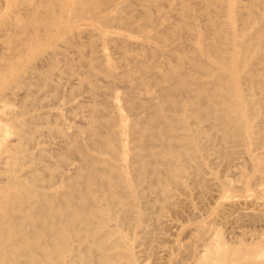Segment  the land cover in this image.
Masks as SVG:
<instances>
[{"label":"bare ground","instance_id":"obj_1","mask_svg":"<svg viewBox=\"0 0 264 264\" xmlns=\"http://www.w3.org/2000/svg\"><path fill=\"white\" fill-rule=\"evenodd\" d=\"M43 1L44 0H39V3L43 2ZM65 1L71 2L76 7V9L74 11H72V15H69L68 11H66V9L64 8V6H65L64 2ZM215 1L216 0H204L203 1L204 4H202V5L208 9L214 5ZM231 1L232 2H231V6L229 8V14L235 15L236 17L240 16L239 20H240L241 26L243 28L244 27H254L255 30H257L256 34L254 36H250V35L247 36L245 34L240 33V30L243 28L239 29L236 25V22H235V25L233 26L234 32H232V35H231L230 33H228L225 30L224 22L220 21V19L216 15L215 16L214 15H207L206 16V21H207L208 25H206V28L203 30H202V28H200L196 25H193L194 23L190 24L188 22V16L186 14H188L189 11H191V8H190V5L188 4L187 0H182V4L184 6L185 16H183L180 20H178L177 21L178 23H168V21L166 20L168 24H165L166 22L164 24L159 23V26H158V24H156L157 22L155 23V21H154L155 19H153L152 15H145L144 18H145L146 22L145 21H143V22H145L146 24L144 26L140 25V27H145V28L150 29L149 34L147 36L145 35L146 39H153L156 42L158 41V42H164V43L161 47L148 44L147 46H145V47H147L148 51L141 53L138 61L136 60L137 61L136 67L139 70H141V72H142V76L140 78L139 84L144 86V88H142V90L139 92L134 91L132 89V87H130V77H131L132 71L129 68H124L123 69L124 71H122V73H120V74L116 73L114 70L115 64L110 59V55L106 52L105 48L103 49L102 55H101L103 57V61H104L102 64H98L93 57H90L87 60V62L89 63V69L90 70L88 73H84L81 75L82 76L81 81H83L82 83H84V82L89 83L91 86L90 89L92 90V92L94 94H97V91L100 89L99 88L100 85L98 86L93 81L94 80L93 76L96 74H99V75L101 74L102 76L107 78L106 80H108L107 81L108 83L106 81L105 82H106L107 86L109 87V90L112 92L111 93L112 99L110 100V104H109L110 106H108V108L111 107L112 110L111 111L107 110V112H106L101 107L102 104L100 101L95 100L94 103H91V102H93V100H92L93 98H92V99H90L91 102H89V104L91 103L93 105L92 106H91V104L88 105V106H91V109H93L92 115L90 116L91 111H92L91 110L90 114L88 115V117L90 116L89 120H86V121H88V123L86 125H85V122L83 121V118L81 120V121H83L85 126H83V123H82L81 124L82 127L78 128L77 126H74L73 124L69 123L67 126L62 125L63 127H61L57 124H52L53 123L52 119L50 120V119L45 118V121H46V119L48 121L47 125L49 124V121L52 122L51 123L52 127L49 126L50 129L48 128L49 130H52V131H49V133L50 132L53 133V131H57V133L60 132L61 134L57 135V136L61 137L60 138L61 141H59V143L66 144L68 147V151L74 149L76 151L75 153H77L79 158H80V160H77V161H80L81 163H80V165L76 166L73 163L75 162V160L77 158L75 160H72L74 162L73 163L70 162V165L69 166L67 165V168H66V170H64V172L60 171V170H62V168L61 169L57 168V166H56L57 164L55 165L56 167L49 166V165H41L40 167L34 168V170H32L31 173H29V174H31L33 181L37 182L36 186L40 187V188L41 187L42 188L48 187V189H49V187L53 188L56 186L55 190L51 191V192H46L43 190H37L34 186L28 185V183L22 181L21 179H18L16 177H11V178L9 177L10 186L14 190L13 191H7L6 193L0 192V264H138V256H139L140 250H136V246H134L133 241L136 239L137 235H139L141 233H145V234H147L146 236H149V234H151V232H153L151 230H153L157 227L158 228L161 227V225L158 224L160 226L157 225L156 227H154L151 230H149L150 228L148 229L147 226H144L142 228L143 224H145L149 218H152L155 215V213L153 214V213H151V211H153V209H155L156 207H159V209L161 207H166V206H170V205L173 207L174 206L173 202L178 201L181 198L179 191L180 190L184 191V188L188 185V183L190 181H192V183L195 184L196 186L198 185L199 188H200V186H202V184L205 183V181L213 183V185L216 187L217 193L211 194L210 198L212 200H214V199L220 200V199H224V198L228 197L225 194H229V193L225 192V194H224V191L222 189V188H224V185L216 177H214L212 171L208 170V166L210 164H212V162H214L215 160H219L222 155L226 156L228 154V151H229L228 148L231 147L232 145L238 144L237 142L239 141V138H242L244 136H246V137L249 136V134L252 131V127L250 126V121L252 118H254L256 116L260 117V115H261V117H262V119L259 120L260 122H259L258 129H259V133H261V135L264 138V58H263L264 57V10L262 8H260L262 1L261 0H250L248 11L246 13L244 12V14L240 13L238 10V0H231ZM5 2L7 5L9 4V0L8 1L6 0ZM28 2H29V0H20V1H18V3L16 1L15 4H18L20 6V8H22V9H26V8L30 9V7H28ZM87 2H88V0H87ZM189 2L191 3V1H189ZM83 3H86V1ZM224 3H226V2H224ZM6 4H5V6H6ZM90 5H93V4L91 3ZM192 6H193V4H192ZM3 8H5V7H3ZM83 8H84V4H82V0H63L61 9L58 12L55 10L54 13H52V15H49V18H47L48 16L42 15L39 6H35V7L31 8L30 10H28L31 15H27V17H24V16L21 17L19 15H7L3 21H4V23H7V24L10 23L12 26L18 28L22 32H24L26 29L27 30L29 29L31 31V38H29L30 44H27V42L23 43V47L26 50H29V48L38 49L41 46L42 39L49 42L52 40V38L55 35L60 34L62 32L64 33L66 31L68 32L69 30H72L73 27L77 24V22H86V21L91 22L92 31L96 32V35L98 37H101V39L107 40L109 38V36L110 37L113 36L112 35L113 33L110 35V29L107 30V29L101 28L100 25L103 24L102 23L103 21H102V19L99 20L100 16H98V14L97 15L95 14L89 18L84 14L81 15V13H83V11H82ZM117 8H116V10H117ZM122 8H124V7L122 6ZM122 8L120 7V9H122ZM198 8H199V6H198ZM5 9L7 10V8H5ZM5 9H3V10H5ZM88 9H90V6ZM151 9L152 8H150V10ZM3 10H1V11L3 12ZM1 11H0V13H1ZM90 12L91 11H89V13ZM3 14H5V12ZM225 15H226V13H225ZM241 15H246V16L243 17ZM173 20H176V19H173ZM120 21H122L126 26H129V27H130V25L134 24V20H132L130 17L121 18ZM0 25H1V23H0ZM12 26H11L10 30L12 29ZM113 26H115V25H113ZM54 27H55V29H53ZM109 27H107V28H109ZM118 29H120V28H118ZM123 30H125V29H123ZM14 31H17V30H14ZM185 31L187 33H185ZM19 33H21V32L19 31ZM73 33H74V31H73ZM79 33H81V32H79ZM9 34H11V33H9ZM26 34H28V33H26ZM26 34L24 35V37H26ZM66 34H68V33H66ZM2 35H4V34H2ZM15 35H18V34H15ZM21 37H23V36H21ZM74 38H76V37H74ZM143 38H145V37H143ZM68 39H69V37H68ZM69 40H71V39H69ZM168 41L169 42L170 41L175 42L176 48H173V49H178L177 52L174 53L175 63L174 64L171 62L161 63V61L159 63V62L151 61L149 59V55H156L160 52L161 53L167 52L166 51L167 48L170 47V46H168L169 43L167 45ZM188 41H191V43H192L191 48H188V46H187ZM7 42L9 43V41H7ZM3 43H5V41L4 42L2 41V44ZM77 43H78V41H77ZM19 44H21V43H19ZM64 44L65 43L63 42V45ZM106 46H108V45H106ZM4 47L8 48L9 46H4ZM14 48L16 49V46ZM18 48H19V46H18ZM22 48H21V50H22ZM2 49H4V48H2ZM109 49H111V48H109ZM18 51H19V49H18ZM61 51L59 52V50L57 51V49H56L49 54H48V52L45 51L48 55L46 54L47 55L46 57L41 58L39 60L37 59L38 62L33 63L34 65H30L31 70H28L23 75L18 74V72H19V69L22 67V65L25 63V60L18 59L17 61L13 62V61H11V60H13L12 59L13 57L9 56V55H8V57H7V55L3 56L4 53L6 54V50L3 51L4 53L1 55L3 57H6V58H3L4 64H1V66H0V68H1L0 69V112H1V108L3 107L4 94L7 95V93L3 94L2 91H3V89H7V88L10 89L8 87L9 84H12V85L14 83L28 84L29 82L35 80L41 88H45V89L51 88L50 91L47 89L49 91V93L47 92L48 96H46V98H45V99H49L50 98L49 94H51L50 93L51 90H53V93H54V90H56L59 87V83H61V81L63 80V79L62 80H60V79L63 77H60L61 75L56 76L58 79L60 78L59 79L60 82H59V80H56L57 78L54 79V76L52 74H48V72H46V71H53V70L58 71V69H60V55H62L64 52L63 51L61 53ZM111 51H112V49H111ZM111 51H110V53H111ZM14 52H16V51L14 50ZM29 52H30V50H29ZM239 52L244 53L245 59L243 60L242 63L235 64L233 62V58L235 57L236 53H239ZM253 52L254 53L256 52V54H258V61L256 63L261 65V67H259V68L254 67L253 64L249 60L247 61V58H246L247 55H249L250 53H253ZM10 55H12V52ZM14 55H16V54H14ZM65 55H67V54H65ZM163 55H164V53H163ZM112 56H113V54H112ZM67 57L65 56L64 59L66 60V64H69V62H70L69 60L71 58L68 59ZM117 57H118V53H117ZM169 57H171V55ZM0 58H1V56H0ZM14 59H16V58L14 57ZM80 60H82V59H80ZM75 61H76V59H75ZM82 64H84V63H82ZM70 67L73 70L74 67L72 68L71 65H70ZM59 74H62V76H63V73L59 72ZM66 74H69V73H66ZM67 78H69V77H67ZM67 78H66V80H67ZM149 78H150V80L152 79L154 81V83H153V81L148 80ZM71 79H73V78H71ZM99 79L101 80V78H98V80ZM133 79H135V78L133 77ZM66 80H64V81L66 82ZM79 80L76 79V81H79ZM96 80H97V78H96ZM116 80H121V81L125 82L124 88H123V86H120L121 84L119 85V87L123 88V89H121L122 92H118L116 89H114V85L116 83ZM131 80H132V78H131ZM81 81L76 82V83H78V85L80 86V85H82ZM149 81H150V83L151 82L153 83L152 87L146 86V83L147 82L149 83ZM136 82H138V81H136ZM76 83H74V84H76ZM64 84H66V83H64ZM68 84H73V83L69 82ZM74 84H73V86H74ZM135 85H136V83H135ZM29 86H30V84H29ZM29 86H28V88H29ZM107 86H104V87H107ZM24 87H26V86H24ZM36 87L38 88V85ZM60 87H61V85H60ZM62 87H61V89H63ZM65 87L67 88L66 85H65ZM81 87H83V85ZM119 87H117V88H119ZM17 88H18V86L15 87V85H14V89L17 90ZM66 88H64V91H66L65 90ZM22 89H23V87H22ZM67 89H69V88H67ZM83 89H85V88L83 87ZM102 89H103V87H102ZM72 90H74V88H72ZM109 90H108V92H109ZM12 91H13V89H12ZM40 91L36 90V92H38V93ZM67 91L70 93V89ZM79 91L80 90H78V93H80ZM82 91H83L82 93H84V90H82ZM106 91H107V89H106ZM30 92H32V91H30ZM18 93L19 92H16V94H18ZM28 93H29V91H28ZM28 93H26V96H25L26 98H28V96H27ZM34 93H35V91L33 92V97H36V95L37 96L39 95L37 93L36 94H34ZM65 93H67V92H65ZM23 94L24 93H22V95ZM30 94L31 93H29V96H30ZM40 94H43V93H40ZM58 94H60V93H58ZM75 94H77V93H75ZM11 95H12V93H11ZM19 95H21V94L19 93ZM53 95H52V98L53 97L58 98V96H53ZM67 95H64V96L68 98V96L71 94H69L68 96ZM98 95H96V96H98ZM43 96H41V99L43 98ZM62 96L63 95H61L60 97L62 98ZM92 96H94V95H92ZM106 96H108V94H106ZM75 97H73V98H75ZM84 97H88V96H84ZM84 97L82 99H84ZM98 97H100V96H98ZM7 98H9V97H7ZM26 98H24V99L26 100ZM102 98H103V96H102ZM104 98L102 100L100 97V99L105 102ZM24 99H21V101ZM12 100H13V98H12ZM12 100H11V102H12ZM18 100H20V99H17V101ZM31 100H29V101H31ZM33 100H32V102H33ZM35 100H37V99H35ZM53 100H52V102H53ZM64 102H66V100H64ZM79 102H81V99ZM82 102L85 103V101H83V100H82ZM98 102L101 105L98 104ZM29 103H31V102H29ZM44 103L46 104V102H44ZM77 103H78V101H77ZM21 104H22V102H21ZM67 104H68V102H67ZM6 105H7V103L5 104V106ZM27 105H26V108L24 107L25 110H27ZM52 105H50V106H52ZM54 105L56 107L55 102H54ZM80 105H81L82 109L85 111L86 107L84 106L85 108H83V105L81 103H80ZM11 106H9V107L11 108ZM64 106H67V105L65 104ZM103 106H104V104H103ZM21 107H23V105ZM31 107H32V105H31ZM41 107H44V104H43V106L41 105ZM47 107H48V105H47ZM29 108H30V106H29ZM65 108L69 109L68 112L70 114H71V111L74 109L73 108L71 110L70 107L69 108L65 107ZM104 108H106V107H104ZM6 109H7V107H6ZM66 109H64V112ZM75 109H77V108H75ZM3 110H5V109H3ZM8 110H6V111L8 112ZM22 110H23V108H22ZM78 110L79 109H77V111ZM42 111L43 110L41 109V112ZM77 111L75 113H77ZM34 112H32V113H34ZM45 112H43V113H45ZM73 112L74 111H72V113ZM3 113H4V111H3ZM48 113L50 114V110ZM48 113H46V116L49 115ZM54 113L56 114V116H59L58 117L59 119H60V115L61 116L64 115V113H62V112L61 113L63 115L60 114L59 112H56V111ZM54 113L52 115H54ZM65 113H66L65 115H67V111ZM82 113L84 114V112H82ZM4 114H6V113H4ZM78 114H79V112L76 115L73 114L75 116L73 118L76 119L78 117L77 116ZM37 115H38V113H37ZM41 115H43V114H41ZM43 116L45 117V115H43ZM64 116H63V118H64ZM33 117L34 116H32V118H30V120L26 119L27 120V121L25 120L26 124L27 123H33L35 126L36 124L33 122V120L36 117H34V119H33ZM79 117H80V114H79ZM83 117H87V113H86V116H83ZM41 118L44 119L43 117H41ZM24 119H25V117H24ZM62 119H61V121H62ZM80 119L81 118L78 119L79 122H80ZM71 120H72V118H71ZM22 121L24 122V120H22ZM54 121H58V120L55 119ZM65 121H63V122H65ZM8 122H9V120H8ZM38 122H40V121H37L36 123H38ZM41 122H42V120H41ZM2 123L3 122L0 121V148H2V146L4 144L3 140L8 139L7 137L4 139V136H8L7 133H9L10 128H12V127H10L8 130L4 126L5 123H4V125H2ZM54 123H56V122H54ZM41 125H40V127H41ZM15 126H17V125L15 124ZM31 126H32V124H31ZM28 127L30 128V126H28ZM29 128L18 127L17 128L19 131L18 136H20L21 139H27L30 142V140L33 141L34 139L39 138V137L35 138V136H36L35 134H37L36 133L37 131L43 132V129L41 130L38 125L35 126L34 129L31 127L32 130ZM46 128H47V126H46ZM7 130H8V132H7ZM84 130H86V132L88 134V135L86 134L87 137H85L86 139L84 138L85 140L82 139V134H83ZM40 134L41 133H39V135ZM52 136H53V134H52ZM52 136L51 137L49 136V137L52 138ZM11 137H12V134H11ZM56 138H58V137H56ZM17 139H18V137H17ZM27 140H26V143H28ZM36 141L38 142V139ZM12 142L13 143H11L10 145H5L6 155H5V158H3V160L10 161L11 167L19 168L18 166L20 164H22V161L24 159L29 160V159H32V157H30V154L28 153L30 150L27 151L26 148L19 146V144L17 143L16 140H13ZM54 142H55V140H54ZM242 142H244V139ZM24 143L22 145H24ZM239 144H241V143H239ZM37 145H38V143H37ZM55 145L56 144H54V146ZM60 145H59V147H60ZM242 145H246V144H242ZM258 145H260V144H258ZM35 146H36V143H35ZM28 147H29V144H28ZM61 147L63 148L62 145H61ZM231 148H233V147H231ZM2 149H1V151H2ZM28 149H30V148H28ZM44 149H42V150H44ZM216 149L221 150L222 152H220V153L221 154L223 153V154L220 156V158L218 156V159L217 158L211 159L210 155L215 154V152L217 151ZM32 150H33V148H32ZM57 150H58V148H57ZM63 150H64V153L62 152L63 154L61 156H59L60 157L59 160H61L64 164H66L69 161V159H72L73 157H70V155L68 153H66L67 151L65 152V149H63ZM44 152L41 151L40 153L42 155L44 154L43 156H45ZM58 152L60 153V150H58ZM237 152H238V150H237ZM33 153L36 154V152H33ZM48 154H50L49 151L47 152V155ZM78 156H76V157H78ZM216 156H217V154H216ZM225 156H224V158H225ZM228 156H230V155L228 154ZM37 157H38V155H37ZM214 157H215V155H214ZM38 158H40V157H38ZM53 158H56L54 154H53ZM74 158H75V156H74ZM226 158H228V157H226ZM232 158H234V157H231V159ZM44 159H42V160H44ZM228 159H227V161H228ZM59 160L56 159L55 161L58 162ZM47 161H49V160H47ZM50 163H52V162H50ZM58 163H60V162H58ZM4 164L6 165V163H4ZM47 164H48V162H47ZM6 166H8V164ZM3 167H4V165H3ZM237 167H238V165H237ZM4 168L6 169V167H4ZM63 168L65 169V167H63ZM31 169H33V168H31ZM15 170H17V169L15 168ZM48 170L51 171L50 175H48L49 173L44 174V172L48 171ZM56 171L61 172V176H60L59 180H56V176H57ZM222 172H224V171H222ZM5 173H7V172H5ZM238 173H239V169H238ZM234 174H236V172ZM205 175H208V177L206 178ZM225 175H227V174H225ZM231 176H232V174H231ZM2 178H4V177H2ZM27 178H29V177H27ZM229 178H231V177H228V179ZM4 180L5 179H3L1 181H4ZM29 180H32V179L29 178ZM233 181H234V178H233ZM208 182H207V184H208ZM239 183H242V182H237V184H239ZM227 185H229V183ZM254 185H255V183H254ZM235 186H237V185L235 184ZM239 186H240V184H239ZM241 186H242V184H241ZM193 188L195 189V187H193ZM199 191H201V190H199ZM196 193H197V191H196ZM200 195L201 194H199V196ZM247 195H249V194H247ZM207 196L209 197V194ZM234 196H236V195H234ZM203 197H204V194H203ZM201 198H202V196H201ZM239 198L241 199V197H239ZM197 199H198V197H197ZM205 199L203 200V198H202V201L204 202ZM191 201H189V202H191ZM185 202H186V200H185ZM206 204H207V201H206ZM206 204L203 203L202 209L205 210ZM235 205H236L235 201H233L232 203L222 202V203H220V205H219V201H218V208L219 209L217 211V216L212 220V223L217 226V222H221V221H223V219L225 220L226 215L227 216L229 215V214H226L228 207H232ZM247 205H248V203H247ZM263 206H264V204H263ZM249 207H251V206H249ZM252 207L250 208V210L252 209ZM169 208L167 209V211L169 210ZM208 208L209 207H207V209ZM185 209H187V208H185ZM185 209H184V211H185ZM188 209H191V208H188ZM160 210H162V209H160ZM237 210H239V207ZM148 211H150V212H148ZM155 211L157 212V210H155ZM188 211H190V210H188ZM191 211H192V209H191ZM247 211L248 210H246V212ZM170 212H171V210H170ZM202 212H204V211H202ZM236 212L237 211L235 210L234 213L238 214V212L237 213ZM158 213H160L159 210H158ZM158 213H156V214H158ZM242 213H240V214H242ZM173 214H174V212H173ZM175 214H177V212ZM165 215H167V214H165ZM182 215H184V214L181 213V216ZM196 215L197 214H195V216ZM230 215H231V213H230ZM243 215L246 216V213ZM163 217H165V216H163ZM182 217H184V216H182ZM198 217H200L199 213H198ZM231 217H232V215H231ZM236 217H234V218L236 219ZM251 217L252 216H250V218ZM257 217L258 216H256V218H252V219H257ZM192 218H193V216H192ZM175 219H176V217L174 218V220ZM182 219H184V218H182ZM196 219L198 221V218H196ZM203 219L204 218H202V220ZM157 220L159 221V218L156 219V222L159 223ZM167 220L169 221V219H167ZM237 220H239V218ZM244 221H245V219H244ZM235 222H233V223H235ZM221 223L223 224V222H221ZM148 224H149V222H148ZM163 224H164V222H163ZM172 224L177 229L181 227L177 223H172ZM172 224H170V225H172ZM226 224H228V223H226ZM226 224L224 223L225 226H226ZM231 224H232V222H231ZM219 225H221V224H219ZM237 225L240 226L239 224H237ZM238 226H236L237 229H238ZM165 227H166V225H165ZM222 227H224V226H222ZM139 228H142V229H139ZM193 229H192V231H190L191 233L194 231L200 232L199 229H194V230ZM219 229H221L220 226H219ZM215 231H218V229H216ZM187 232H186V234L189 233V232L188 233ZM204 232H208V230L205 229ZM210 232H212L211 229H210ZM201 233H203V232H201ZM221 233H224V232L222 231ZM153 234H154V237H153ZM153 234H151V235L154 239L156 232ZM195 234L198 235V232ZM209 234L210 233L208 232V235ZM174 235H175V233H174ZM192 235H194V234H191L190 238H193ZM200 235H202V234H200ZM213 235H212L213 237L210 239L209 243L206 246L204 245L205 247L203 249H201L202 247L199 248V249H201V251L199 250L200 251L199 254L197 252H195L199 255V259L193 263H195V264H242L239 261L240 259L239 260L234 259V260L227 261V259L224 258V255H226L228 253V250H227L228 247L225 248L226 245L223 244V242L221 241V235H219L217 232H215V234H213ZM186 237H187V235H186ZM144 238H145V235H144ZM148 239L150 240L149 237H148ZM166 239H167V237H166ZM205 239H206V236H205ZM158 240H157V242H158ZM204 240H203V242H204ZM222 240H223V238H222ZM163 241H164V239H163ZM203 242L201 243V245L203 244ZM239 242H241V241H239ZM137 243H138V241H137ZM159 243H162V242L160 241ZM192 243H194V242L192 241ZM187 245H189V244H187ZM201 245H199V246H201ZM238 245H240V244H238ZM196 246H197V244H196ZM227 246H229V245H227ZM244 246H247V245H244ZM258 247L259 246H257V248ZM194 248H196V247H194ZM234 248L232 246L233 250H234ZM259 248H261V247H259ZM193 249H192V251H193ZM232 249H231V252L229 251V253L233 252ZM244 249H246V248H244ZM254 249H256V248L254 247L252 250H254ZM174 250H175V248H174ZM252 250H250V252ZM185 251L187 252V250H185ZM192 251H191V253H192ZM194 251H195V249H194ZM194 251H193V253H194ZM196 251H197V249H196ZM145 252H147V250ZM164 252H162V253H164ZM238 252H240V251H238ZM263 252H264V249H263V251H260L258 253H263ZM234 253H235V251H234ZM182 254H184V253L181 252V256H183ZM246 254H247V252L244 255H246ZM184 256H186V255H184ZM184 256L181 259H183V258L185 259ZM253 256L255 257L257 255H253ZM261 256L259 255L260 258H262ZM246 257L248 258V255H246ZM249 257H250V255H249ZM214 258H218V259H215L216 260L215 261ZM220 258H221V260H220ZM251 258H252V256H251ZM260 258L259 259L255 258V259L260 260ZM184 259H183V261H184ZM217 260H219V261H217ZM175 261L180 262V259L178 261V258H177V260H175ZM185 261H188V259ZM192 261H195V260H192ZM255 261H257V260H255ZM157 262L159 263L161 261H157ZM260 262L261 261H258V263H260ZM262 262H264V261H262ZM158 263H156V264H158ZM187 263H189V262H187ZM247 263H249V262H247ZM160 264H162V263H160ZM166 264H167V262H166ZM243 264H244V262H243Z\"/></svg>","mask_w":264,"mask_h":264},{"label":"rangeland","instance_id":"obj_2","mask_svg":"<svg viewBox=\"0 0 264 264\" xmlns=\"http://www.w3.org/2000/svg\"><path fill=\"white\" fill-rule=\"evenodd\" d=\"M4 1V2H3ZM6 0H0V11L1 10H3V9H5V8H7V10L5 9V10H3V12L1 11V13H0V16L2 17H0L1 19H0V23H1V25H0V51L2 52H0V56H1V58H0V66H1V64H4L3 62V58H6V57H3L4 55L6 56L7 55V57H8V55L9 56H12L13 58V60H11V61H17L18 59H22V60H25V63L22 65V67L19 69V72H18V74H20V75H23L25 72H27L28 70H31V66L30 65H34L33 63H36V62H38V60L39 59H41V58H44V57H46L49 53H51V52H53L54 50H56L57 49V51L59 50V52L61 51V53L63 52V54L62 55H60V69H58V71L57 70H53V71H46V72H48V74H52L53 76H54V79H56L57 77L56 76H59V75H61L60 77H63V78H59L60 80H62L61 81V83H59V87H60V85H61V87L63 88V89H61V87L59 88H57L56 90H54V93H53V90H51V94H49L50 95V98L49 99H45L46 98V96H48V93H49V91H50V89L51 88H41L40 86H39V84L35 81V80H33V81H31V82H29L28 84H22V83H14L13 85L12 84H9V88L10 89H3V91H2V93L4 94V93H7V95L6 94H4V99H3V107L1 108V112H0V121L1 122H3L2 123V125H4V123H5V127H6V129H8L9 130V128L10 127H12V128H10V130H9V133H7L8 134V136H4V139L7 137L8 139H5V140H3L4 141V144H3V146H2V148L4 149H2V148H0V192H7V191H13L14 189L10 186V181H9V177L11 178V177H16V178H18V179H21L22 181H24V182H26V183H28V185H30V186H34L37 190H43V191H46V192H51V191H54L55 190V188H56V186L55 187H49V189H48V187L47 188H40V187H37L36 186V183L37 182H35V181H33V178H32V176H31V174H29V173H31V171L32 170H34V168H36V167H40L41 165H49V166H53V167H56L57 166V168H62V170H60L61 172H64V170H66V168H67V165L69 166L70 165V162H74V161H72V160H75L76 158V160H75V162L73 163L74 165H80V161H77V160H80V158H79V156H78V154L77 153H75L76 151L73 149V150H69L68 151V147H67V145L66 144H63V143H59V141H61L60 140V138L61 137H59V136H57V135H60L61 133L60 132H58L57 133V131H53V133L52 132H50L49 133V131H52V130H49L50 129V127H52L51 126V123L52 124H57V125H59V126H61V127H63L64 125L65 126H67L69 123L70 124H73L74 126H77L78 128H80V127H82V123H83V121L85 122V125L88 123V121H86V120H89V117L92 115V112H93V109H91V106L93 105V104H91V103H94V101L96 100V101H100L101 102V104L98 102V104H100L101 105V107L107 112V110L109 111H111L112 109H111V107H109L108 108V106H110L109 104H110V100L112 99V96H111V91L109 90V87L107 86V84H106V82L108 81V80H106L107 78H105L104 76H102L101 74L99 75V74H96V75H94L93 76V81L99 86L100 85V89L97 91V94H94L93 92H92V90L90 89L91 88V86H90V84L89 83H87V82H84V83H82L83 81H81V78H82V74H84V73H88L89 72V63L87 62V60L90 58V57H93L95 60H96V62L98 63V64H102L104 61H103V57L101 56L102 55V51H103V49L105 48L106 49V52L110 55V59L114 62V70H115V72L116 73H118V74H120V73H122V71H124L123 69L124 68H129L131 71H132V74H131V77H130V87H132V89L134 90V91H136V92H139V91H141L142 90V88H144V86L143 85H141V84H139V81H140V78H141V76H142V72H141V70H139L137 67H136V64H137V61H138V59L140 58V55H141V53H143V52H146V51H148V49H147V47H145V46H147L148 44H150V45H155V46H159V47H161L162 45H163V43L164 42H156L155 40H153V39H146V36L149 34V28H145V27H140V25H145L146 23V21H145V15H152V17H153V19H155L154 21H155V23L156 24H158V26H159V23L160 24H164L165 22V24H168V23H178L177 21L178 20H180L183 16H185V12H184V6H183V4H182V0H88V2H87V0H82V4H84V8L82 9V11H83V13H81V15H86L88 18L89 17H92L93 15H97L98 14V16H100V18H99V20L100 19H102V25H100L101 26V28L102 29H107V30H109L110 29V35L112 34L113 36H109V38L107 39V40H104V39H101V37H98L97 35H96V32H93L92 31V25H91V22H89V21H86V22H77V24L73 27V29L72 30H69L68 32L66 31V32H62V33H60V34H57V35H55L53 38H52V40L51 41H49V42H47V41H45L44 39H42V43H41V46L38 48V49H33V48H29V50H30V52H29V50H26L24 47H23V43L24 42H27V44H30L29 42V38H31V31L29 30H25L24 32H22L21 30H19L18 28H16V27H14V26H12L10 23H4V19H5V17L7 16V15H19V16H21V17H27V15H31L30 13H29V11L28 10H30L31 8H33V7H35V6H39V8H40V11H41V13H42V15H45V16H48L47 18H49V15H52V13H54V11L56 10L57 12L61 9V7H62V3H63V0H44L43 2H41V3H39V0H29V2H28V7H30V9L29 8H26V9H22V8H20V6L18 5V4H15L16 3V1H17V3H18V1H20V0H9V4L7 5L6 4V2H5ZM8 1V0H7ZM14 1V2H13ZM52 1V2H51ZM54 1V2H53ZM56 1V2H55ZM86 1V3H83V2H85ZM90 1V2H89ZM92 1V2H91ZM176 1V2H175ZM189 1H191V3L189 2ZM203 1L204 0H187V2H188V4L190 5V8H191V11H189V13L188 14H186L187 16H188V22L190 23V24H193V25H196V26H198V27H200V28H202V30L203 29H205L206 28V25H208L207 24V21H206V16L207 15H216L219 19H220V21H223L224 22V28H225V30L228 32V33H230L231 35H232V32H234L233 30V26L235 25V22H236V25H237V27L239 28V29H241V28H243L242 26H241V23H240V20H239V17H236L235 15H231V14H229V8H230V6H231V0H216L215 1V3H214V5L212 6V7H210V8H206V7H204L202 4H204L203 3ZM262 1V4H261V7L260 8H262L263 10H264V0H261ZM37 2V3H36ZM129 2V3H128ZM224 2H226V3H224ZM248 2V3H247ZM249 2H250V0H238V10H239V12L240 13H242V14H244V12L246 13L247 11H248V7H249ZM92 3L93 5H90V4ZM198 3V4H197ZM5 4H6V6H5ZM123 4V5H122ZM126 4V5H125ZM192 4H193V6H192ZM64 8L66 9V11H68V13H69V15H72V11H74L75 9H76V7L71 3V2H67V1H65L64 2ZM121 5V6H120ZM150 7H149V6ZM174 5V6H173ZM227 5V6H226ZM8 6V7H7ZM60 8H59V7ZM89 6H90V9H88L89 8ZM122 6L124 7V8H122ZM126 6V7H125ZM171 6V7H170ZM198 6H199V8H198ZM3 7H5V8H3ZM95 9H94V8ZM118 7V8H117ZM120 7L122 8V9H120ZM3 8V9H2ZM9 8V9H8ZM116 8H117V10H116ZM150 8H152L151 10H150ZM169 8V9H168ZM193 8V9H192ZM93 11H92V10ZM261 9V10H262ZM86 10V11H85ZM106 10V11H105ZM223 10V11H222ZM8 11V12H7ZM88 11V12H87ZM89 11H91L90 13H89ZM103 11V12H102ZM5 12V14H3ZM10 12V13H9ZM95 12V13H94ZM100 12V13H99ZM167 12V13H166ZM222 12V13H221ZM7 13V14H6ZM45 13V14H44ZM56 13V12H55ZM225 13H226V15H225ZM195 14V15H194ZM223 14V15H222ZM4 15V16H3ZM113 15V16H112ZM166 15V16H165ZM190 15V16H189ZM109 16V17H108ZM138 16V17H137ZM241 16H246V15H241ZM107 17V18H106ZM126 17H130L132 20H134V24H132V25H130V27L129 26H126L122 21H120V19L121 18H126ZM170 17V18H169ZM173 17V18H172ZM176 17V18H175ZM191 17V18H190ZM168 18V19H167ZM190 18V19H189ZM173 19H176V20H173ZM168 21V23H167V21ZM143 21H145V22H143ZM160 21V22H159ZM164 21V22H163ZM144 23V24H143ZM7 24V25H6ZM239 24V25H238ZM10 27H9V26ZM104 25V26H103ZM113 25H115V26H113ZM11 26H12V29L10 30V28H11ZM110 26V27H109ZM107 27H109V28H107ZM116 27V28H115ZM5 28V29H4ZM118 28H120V29H118ZM122 28V29H121ZM53 29H55V27L53 28ZM88 29V30H87ZM123 29H125V30H123ZM14 30H17V31H14ZM90 30V31H89ZM129 30V31H128ZM5 31V32H4ZM19 31L21 32V33H19ZM73 31H74V33H73ZM78 31V32H77ZM256 31L257 30H255V28L254 27H244L243 29H241L240 30V33H242V34H245V35H250V36H254L255 34H256ZM2 32V33H1ZM7 32V33H6ZM30 32V33H29ZM79 32H81V33H79ZM116 32V33H115ZM124 32V33H123ZM132 32V33H131ZM140 32V33H139ZM9 33H11V34H9ZM24 33V34H23ZM26 33H28V34H26ZM66 33H68V34H66ZM185 33H187L186 31H185ZM184 33V34H185ZM2 34H4V35H2ZM15 34H18V35H15ZM26 34V37H24V35ZM30 34V35H29ZM11 35V36H10ZM14 35V36H13ZM68 35V36H67ZM93 35V36H92ZM146 35V36H145ZM9 36V37H8ZM18 36V37H17ZM21 36H23V37H21ZM30 36V37H29ZM71 36V37H70ZM68 37H69V39H71V40H69L68 39ZM74 37H76V38H74ZM121 37V38H120ZM123 37V38H122ZM143 37H145V38H143ZM3 38V39H2ZM65 38V39H64ZM73 38V39H72ZM93 38V39H92ZM126 38V39H125ZM5 39V40H4ZM9 39V40H8ZM17 39V40H16ZM64 39V40H63ZM16 40V41H15ZM130 40V41H129ZM140 40V41H139ZM2 41L4 42L5 41V43H3L2 44ZM7 41H9V43L7 42ZM69 41V42H68ZM77 41H78V43H77ZM63 42L65 43L64 45H63ZM80 42V43H79ZM96 42V43H95ZM138 42V43H137ZM13 43V44H12ZM19 43H21V44H19ZM75 43V44H74ZM94 43V44H93ZM168 43H169V45H168ZM58 44V45H57ZM12 45V46H11ZM97 45V46H96ZM100 45V46H99ZM106 45H108V46H106ZM167 45L168 46H170V47H168L167 48V52H163L164 53V55H163V53H158V54H156V55H149V59L151 60V61H153V62H159L160 63V61H161V63H165V62H171V63H175V55H174V53L175 52H177V50L178 49H173V48H176L175 46H176V43L175 42H172V41H168L167 42ZM4 46H9L8 48H6V47H4ZM11 46V47H10ZM16 46V49L18 48V46H19V51H18V49L16 50L14 47ZM23 48H22V47ZM187 46H188V48H191L192 47V43H191V41H188L187 42ZM65 47V48H64ZM2 48H4V49H2ZM6 48V49H5ZM10 48V49H9ZM21 48H22V50H21ZM86 48V49H85ZM89 48V49H88ZM100 48V49H99ZM109 48H111L112 49V51H111V49H109ZM69 49V50H68ZM6 50V54L3 52V51H5ZM14 50L16 51V52H14ZM50 50V51H49ZM87 50V51H86ZM128 50V51H127ZM8 51V52H7ZM21 51V52H20ZM23 51V52H22ZM48 52V54L46 53V52ZM70 51V52H69ZM110 51H111V53L113 54V56H112V54L110 53ZM11 52H12V55H10L11 54ZM86 52V53H85ZM4 53V54H3ZM22 53V54H21ZM117 53H118V57H117ZM1 54H3V56L1 55ZM14 54H16V55H14ZM18 54V55H17ZM38 54V55H37ZM47 54V55H46ZM65 54H67V55H65ZM160 54V55H159ZM171 55V57H169ZM41 56V57H40ZM67 57L68 59H70L69 61V64H66V60L64 59V57ZM14 57L16 58V59H14ZM73 57V58H72ZM76 57V58H75ZM81 57V58H80ZM168 57V58H167ZM116 58V59H115ZM171 58V59H170ZM247 61L249 60L252 64H253V66L254 67H256V68H259V67H261V65H259L258 63H256L257 61H258V54H256V52L254 53H250L249 55H247ZM255 58V59H254ZM264 58V57H263ZM34 59V60H33ZM38 59V60H37ZM75 59H76V61H75ZM80 59H82V60H80ZM245 59V56H244V53L243 52H239V53H236V55H235V57L233 58V62L235 63V64H239V63H242L243 62V60ZM257 59V60H256ZM137 60V61H136ZM174 60V61H173ZM121 61V62H120ZM72 62V63H71ZM101 62V63H100ZM132 62V63H131ZM77 63V64H76ZM82 63H84V64H82ZM75 64V65H74ZM82 64V65H81ZM117 64V65H116ZM121 64V65H120ZM135 64V65H134ZM70 65L72 66V68H73V70L71 69V67H70ZM258 65V66H257ZM63 68V69H62ZM66 68V69H65ZM1 69V68H0ZM122 69V70H121ZM71 70V71H70ZM83 71V72H82ZM118 71V72H117ZM120 71V72H119ZM135 71V72H134ZM59 72L60 73H63V76H62V74H59ZM80 72V73H79ZM66 73H69V74H66ZM78 73V74H77ZM74 76L75 74V76L73 77L72 75ZM135 74V75H134ZM66 75V76H65ZM70 75V76H69ZM100 76V77H99ZM139 76V77H138ZM67 77H69V78H67V80L70 82V83H76V82H79V81H81V83H82V85H83V87L85 88V89H83V87H81L82 85H78V83H76V84H74V86H73V84H68L69 82L66 80V78ZM133 77L135 78V79H133ZM71 78H73V79H71ZM96 78H97V80H96ZM98 78H101V80L99 79L98 80ZM131 78H132V80H131ZM58 78L56 79V80H59ZM76 79H80L79 81H76ZM60 80H59V82H60ZM64 80H66V82L64 81ZM72 80V81H71ZM148 80H150V78L148 79ZM106 81V82H105ZM136 83V85H135V83ZM136 81H138V82H136ZM150 81H153L152 79L150 80ZM150 81H149V83L147 82L146 83V86H149V87H152L153 86V83H154V81H153V83L151 82L150 83ZM66 83V84H64V83ZM99 82V83H98ZM121 82V83H120ZM123 81H121V80H116V83H115V85H114V89H116L118 92H122L121 91V89H123L124 87H125V82H123ZM86 83V84H85ZM105 83V84H104ZM108 83V82H107ZM134 83V84H133ZM21 84V85H20ZM29 84H30V86L32 87H30L29 86ZM104 86H107V87H104ZM121 84V85H120ZM132 84V85H131ZM138 84V85H137ZM14 85H15V87H17L18 86V88H17V90H15L14 89ZM38 85V88L36 87ZM65 85L67 86V88H69L70 89V93L67 91V90H69V89H67L66 87H65ZM70 85V86H69ZM87 85V86H86ZM118 85V86H117ZM119 85L120 86H123V88L122 87H119ZM24 86H26V87H24ZM28 86H29V88H28ZM35 86V87H34ZM80 88H79V87ZM90 86V87H89ZM103 87V89H102V87ZM134 86V87H133ZM13 87V88H12ZM22 87H23V89H22ZM71 87V88H70ZM78 87V88H77ZM117 87H119V88H117ZM141 89H140V88ZM64 88H66L65 90L66 91H64ZM72 88H74V90H72ZM88 88V89H87ZM12 89H13V91H12ZM22 89V90H21ZM29 89V90H28ZM45 89V90H44ZM49 91H48V90ZM106 89H107V91H106ZM26 90V91H25ZM29 91V93H31L30 94V96H29V93H28V91ZM36 90L37 91H40L39 93L38 92H36ZM60 90V91H59ZM78 90H80L79 92L80 93H78ZM82 90H84V93H82L83 91ZM105 90V91H104ZM108 90H109V92H108ZM11 91V92H10ZM19 92L21 95H22V93H24L22 96L21 95H19V93L18 94H16V92ZM30 91H32V92H30ZM35 91V93L34 94H39L38 96L36 95V97H33V92ZM74 91V92H73ZM77 91V92H76ZM86 91V92H85ZM90 93H88V92ZM45 92V93H44ZM48 92V93H47ZM58 92V93H60V94H56V93ZM63 92V93H62ZM65 92H67V93H65ZM72 92V93H71ZM102 92V93H101ZM11 93H12V95H11ZM26 93H28V98H26L25 96H26ZM40 93H43V94H40ZM54 95H53V94ZM62 93V94H61ZM65 93V94H64ZM75 93H77V94H75ZM82 93V94H81ZM93 93V94H92ZM105 93V94H104ZM10 94V95H9ZM47 94V95H46ZM56 94V95H55ZM69 94H71V95H68ZM81 94V95H80ZM99 94V95H98ZM104 94V95H103ZM106 94H108V96H106ZM6 95V96H5ZM43 96V98L41 99V96ZM52 95L53 96H58V98H56V97H53L52 98ZM61 95H63L62 96V98L64 99V100H66V102H64V100L60 97ZM64 95H67L68 96V98L67 97H65ZM92 95H94V96H92ZM96 95H98V96H100L101 97V99L103 100V98H104V100H105V102L104 101H102L101 99H100V97H98V96H96ZM110 95V96H109ZM11 96V97H10ZM35 96V95H34ZM76 96V97H75ZM84 96H88V97H84V99H82ZM91 96V97H90ZM102 96H103V98H102ZM7 97H9V98H7ZM15 97V98H14ZM22 97V98H21ZM73 97H75V98H73ZM82 97V98H81ZM95 97V98H94ZM97 97V98H96ZM7 98V99H6ZM12 98H13V100H12ZM24 98H26V100L24 99ZM35 98V99H37V100H33V99ZM48 98V97H47ZM55 98V99H54ZM66 98V99H65ZM93 98V99H92ZM110 98V99H109ZM17 99H20V100H18L17 101ZM21 99H24V100H22L21 101ZM33 100V102H32V100L31 101H29V100ZM54 99V100H53ZM61 99V100H60ZM72 101H71V100ZM80 99H81V102H79L80 101ZM88 99V100H87ZM90 99H92L93 100V102H91L90 101ZM100 99V100H99ZM6 100V101H5ZM11 100H12V102H11ZM52 100H53V102H52ZM60 100V101H59ZM72 102H70V101ZM82 100L83 101H85V103L84 102H82ZM87 100V101H86ZM108 100V101H107ZM5 101V102H4ZM46 102V104L44 103V102ZM51 101V102H50ZM77 101H78V103H77ZM18 104H17V103ZM20 102V103H19ZM21 102H22V104H21ZM29 102H31V103H29ZM35 102V103H34ZM40 102V103H39ZM54 102L56 103V107H55V105H54ZM58 102V103H57ZM67 102H68V104H67ZM70 102V103H69ZM88 102V103H87ZM89 102H91L90 104H91V106H88V105H90L89 104ZM107 102V103H106ZM7 103V105L5 106V104ZM9 103V104H8ZM24 103V104H23ZM28 105H27V104ZM50 103V104H49ZM53 105H52V104ZM67 105V106H64L65 104ZM80 103L83 105V108H85V111L82 109V107H81V105H80ZM84 103V104H83ZM13 104V105H12ZM21 104V105H20ZM27 105V110H25V108H26V105ZM39 104V105H38ZM43 104H44V107H41V105L43 106ZM73 104V105H72ZM78 104V105H77ZM86 104V105H85ZM103 104H104V106H103ZM12 105V106H11ZM20 105V106H19ZM23 105V107H21ZM25 105V106H24ZM31 105H32V107H31ZM37 105V106H36ZM47 105H48V107H47ZM50 105H52V106H50ZM59 107H58V106ZM69 105V106H68ZM106 105V106H105ZM9 106H11V108L9 107ZM29 106H30V108H29ZM54 106V107H53ZM73 106V107H72ZM80 106V107H79ZM85 106V107H84ZM88 106V107H87ZM5 107V108H4ZM6 107H7V109H6ZM25 107V108H24ZM38 107V108H37ZM40 107V108H39ZM65 107H67V108H69L70 107V109L72 110L73 108L75 109V108H77V109H79L78 111H77V109H73L72 111H74L73 113H72V111H71V114L68 112L69 111V109H66ZM72 107V108H71ZM104 107H106V108H104ZM11 110H10V109ZM14 108V109H13ZM22 108H23V110H22ZM29 108V109H28ZM63 110H61V109ZM89 108V109H88ZM3 109H5V110H3ZM10 111H9V110ZM17 109V110H16ZM32 109V110H31ZM36 109V110H35ZM41 109L43 110L42 112H41ZM64 109H66L65 110V112L67 111V115H65L66 113L64 112ZM89 111H88V110ZM6 110H8V112L6 111ZM19 110V111H18ZM21 110V111H20ZM25 110V111H24ZM49 110H50V114L53 112H59L60 114H62V113H64V118H63V116H61L60 115V119L58 118L59 116H56V114L54 113V115H50L48 112H49ZM92 110V111H91ZM3 111H4V113H6V114H4L3 113ZM17 111V112H16ZM23 111V112H22ZM35 111V112H34ZM46 111V112H45ZM77 111V113L79 112V114H80V117H79V114L76 116L77 118L75 119V118H73V117H75L74 115H76L77 113H75ZM90 111H91V114H90ZM10 112V113H9ZM16 112V113H15ZM22 112V113H21ZM30 112V113H29ZM32 112H34V113H32ZM43 112H45V113H43ZM62 112V113H61ZM82 112H84V114L82 113ZM37 113H38V115H37ZM46 113H48L49 115H47L46 116ZM86 113H87V117H88V115L90 114V116L87 118V117H83V116H86ZM125 113V112H124ZM9 114V115H8ZM18 114V115H17ZM22 114V115H21ZM41 114H43V115H45V117L43 116V115H41ZM74 114V115H73ZM83 114V115H82ZM13 115V116H12ZM23 116V117H22ZM31 116V117H30ZM32 116H34V117H36L35 119H34V117H33V122L36 124L35 126H39V128L42 130L43 129V132L42 131H37L36 133L37 134H35L36 136H35V138H37V137H39V138H37L38 139V142L36 141L37 139H34L33 141H31L30 140V142H29V140H27V139H21L20 138V136H18L19 135V131H18V127H27V128H29L28 126H30V128L29 129H31L32 130V128L34 129L35 128V126H34V124L33 123H27L26 124V122H25V120L27 119V120H30V118H32ZM43 117L44 119H42L41 117ZM82 116V117H81ZM5 117V118H4ZM24 117H25V119H24ZM49 117V118H48ZM56 120H58V121H54L55 119ZM70 117V118H69ZM260 117H261V115H260ZM259 116L257 117H254V118H252L251 119V121H250V126L252 127V131H251V133L249 134V136H244V137H242V138H239V141L237 142L238 144H235V145H232L231 147H233V148H231V147H229L228 148V154L231 156V157H234V158H232L231 159V157L230 156H228V154L225 156V155H222L220 152H222L221 150H217L216 152H215V154H211L210 155V158L212 159V158H217L218 159V156H219V158H220V156H221V158L223 157L224 158V156H225V158L222 160L221 158L219 159V160H215L214 162H212V164H210L209 166H208V170H210V171H212L213 172V175H214V177H216L223 185H224V188H222L223 189V191H224V194H225V192L227 193H229V194H225L226 196H228L227 198H224V199H220V200H212L210 197H211V194H216L217 192H216V187L213 185V183H211V182H208V181H205V185L204 184H202V186H200V188H199V186L197 185H195V184H193L192 183V181H190L189 183H188V187L186 186L185 188H184V191L183 190H180L179 192H180V199L178 200V201H174L173 202V205L175 206H166V207H161L160 209H162V210H160L159 209V207H156L155 209H153V211H151V213H155V215L152 217V218H149L148 220H147V222L145 223V224H143V226H142V228L144 227V226H147L148 227V229L149 230H151V229H153L154 227H156L158 224H160L161 225V227H157V228H155V229H153V230H151V231H153V232H151V234H153V233H155L156 232V234H155V238L153 239V237H154V234H153V237H152V235L151 234H149V236H146L147 234H145V233H141V234H139V235H137V237H136V239L133 241V244H134V246H136V250H140V252H139V256H138V264H156V263H158L157 261H161V262H159L158 264H160V263H162V264H166V262H167V264H195V263H193V262H196L198 259H199V252L201 251V249H203L208 243H209V241H210V239L214 236L213 234H215V232H217L219 235H221V241L223 242V244H225L224 246H225V248H227V250H228V253L226 254V255H224V258L225 259H227V261H229V260H239L240 261V263H242L243 264V262H244V264H263L264 262H262V261H264V252L263 253H258V252H260V251H263V247H264V206H263V204H264V138H263V136L261 135V133H259V129H258V126H259V120H261L262 119V117L260 118ZM21 118V119H20ZM40 118V119H39ZM45 118H47V119H52V122L51 121H49V124L47 125V123H48V121H47V119H46V121H45ZM64 120H63V119ZM71 118H72V120H71ZM79 118H81L80 119V122H79ZM82 118H83V121H81L82 120ZM37 119V120H36ZM54 119V120H53ZM61 119H62V121H61ZM256 119V120H255ZM258 119V120H257ZM8 120H9V122H8ZM14 120V121H13ZM22 120H24V122L22 121ZM26 120V121H27ZM41 120H42V122H41ZM66 120V121H65ZM68 120V121H67ZM37 121H40V122H38V123H36ZM63 121H65V122H63ZM78 121V122H77ZM14 122V123H13ZM22 122V123H21ZM54 122H56V123H54ZM18 123V124H17ZM40 123V124H39ZM59 123V124H58ZM66 123V124H65ZM80 123V124H79ZM253 123V124H252ZM8 124V125H7ZM15 124L18 126H15ZM30 124V125H29ZM31 124H32V126H31ZM43 126H42V125ZM252 124V125H251ZM20 125V126H19ZM40 125H41V127H40ZM63 125V126H62ZM84 125V123H83V126H85ZM45 126V127H44ZM46 126H47V128H46ZM50 126V127H49ZM254 126V127H253ZM17 127V128H16ZM32 127V128H31ZM49 128V129H48ZM65 128V127H64ZM39 129V130H40ZM52 129V128H51ZM8 130H7V132H8ZM48 131V132H47ZM72 131V130H71ZM55 132V133H54ZM39 133H41L40 135H39ZM48 133V134H47ZM53 134V136H52V134ZM85 133V134H84ZM11 134H12V137H11ZM87 132H86V130H84V132H83V134H82V139H84L85 137H87ZM17 135V136H16ZM39 135V136H38ZM14 136V137H13ZM48 136V137H47ZM52 136V138H50V137ZM58 137V138H56V137ZM17 137H18V139H17ZM55 139H54V138ZM261 139H260V138ZM15 138V139H14ZM50 138V139H49ZM49 139V140H48ZM52 139V140H51ZM86 139V138H85ZM84 139V140H85ZM243 139H244V142H242L243 141ZM13 140H16L17 141V143L19 144V146H22V147H24V148H26L27 149V151L28 150H30L28 153L30 154V157H32V159H24L23 161H22V164H20L18 167L19 168H17V167H11L10 166V161H5V160H3V158H5V155H6V153H5V145H10L11 143H13L12 141ZM25 140V141H24ZM26 140H27V142L28 143H26ZM54 140H55V142H54ZM263 140V141H262ZM25 143H24V142ZM53 141V142H52ZM57 141V142H56ZM41 142V143H40ZM247 142V143H246ZM15 143V142H14ZM24 143V145H22ZM32 143V144H31ZM35 143H36V146H35ZM37 143H38V145H37ZM40 143V144H39ZM58 144L57 146L55 145L54 146V144ZM239 143H241V144H239ZM27 144V145H26ZM28 144H29V147H28ZM63 146V148L61 147V145ZM242 144H246V145H242ZM258 144H260V145H258ZM31 145V146H30ZM59 145H60V147H59ZM26 146V147H25ZM42 148H41V147ZM55 149H54V148ZM250 147V148H249ZM28 148H30V149H28ZM32 148H33V150H32ZM41 148V149H40ZM46 150H45V149ZM57 148H58V150H60V153L58 152V150H57ZM62 150H61V149ZM67 148V149H66ZM1 149H2V151H1ZM42 149H44V150H42ZM53 149V150H52ZM63 149H65V152L66 153H68L69 155H70V157H73L72 159H69V161L66 163V164H64L61 160H59V156H61L63 153H64V150ZM32 150V151H31ZM57 150V151H56ZM237 150H238V152H237ZM41 151H45L44 153H45V156H43L40 152ZM50 152V154H48L47 155V152ZM237 153H236V152ZM31 152V153H30ZM33 152H36V154L38 155V157H40V158H38L37 157V155L35 154V153H33ZM55 152V153H54ZM63 152V153H62ZM219 152V153H218ZM244 152V153H243ZM34 155H33V154ZM59 153V154H58ZM74 153V154H73ZM53 154L55 155V157L56 158H53ZM72 154V155H71ZM216 154H217V156H216ZM34 157H33V156ZM40 155V156H39ZM51 157H50V156ZM214 155H215V157H214ZM243 155V156H242ZM74 156H75V158H74ZM76 156H78V157H76ZM2 157V158H1ZM36 157V158H35ZM50 159H49V158ZM226 157H228V158H226ZM46 160H45V159ZM42 159H44V160H42ZM59 160L58 162H60V163H58V162H56L55 160ZM227 159H228V161H227ZM238 159V160H237ZM242 159V160H241ZM35 160V161H34ZM47 160H49V161H47ZM40 162V163H39ZM47 162H48V164H47ZM50 162H52V163H50ZM54 162V163H53ZM237 162V163H236ZM4 163H6V165L8 164V166H6ZM42 163V164H41ZM229 163V164H228ZM2 164V165H1ZM57 164V165H56ZM218 164V165H217ZM3 165H4V167H6V169L3 167ZM23 165V166H22ZM56 165V166H55ZM237 165H238V167H237ZM222 166V167H221ZM227 166V167H226ZM63 167H65V169L63 168ZM216 167V168H215ZM225 167V168H224ZM233 167V168H232ZM15 168L17 169V170H15ZM31 168H33V169H31ZM2 169V170H1ZM29 169V170H28ZM227 171H226V170ZM232 169V170H231ZM237 171H236V170ZM238 169H239V173H238ZM58 170V169H57ZM17 171V172H16ZM27 171V172H26ZM222 171H224V172H222ZM233 171V172H232ZM4 172V173H3ZM5 172H7V173H5ZM23 172V173H22ZM50 172L51 171H45L44 172V174L45 173H49L48 175H50ZM57 172V176H56V180H59L60 179V176H61V172H59V171H56ZM230 172V173H229ZM236 172V174H234ZM238 173V174H237ZM225 174H227V175H225ZM231 174H232V176H231ZM234 174V175H233ZM240 174V175H239ZM2 175V176H1ZM23 175V176H22ZM28 175V176H27ZM30 175V176H29ZM8 176V177H7ZM47 176V175H46ZM59 176V177H58ZM206 176V178L208 177V175H205ZM231 177V178H229L228 179V177ZM2 177H4V178H2ZM27 177H29L30 179H32V180H29V178H27ZM223 177V178H222ZM233 178H234V181H233ZM3 179H5L4 181H1V180H3ZM225 181V182H224ZM229 183V185H227L228 183ZM4 182V183H3ZM207 182H208V184H207ZM237 182H242V183H239L240 184V186H239V184H237ZM257 182V183H256ZM225 183V184H224ZM244 183V184H243ZM254 183H255V185H254ZM191 184V185H190ZM207 184V185H206ZM210 184V185H209ZM235 184L237 185V186H235ZM241 184H242V186H241ZM195 185V186H194ZM232 185V186H231ZM235 186V187H234ZM193 187H195V189L193 188ZM234 187V188H233ZM240 187V188H239ZM244 187V188H243ZM48 189V190H47ZM194 189V190H193ZM203 189V190H202ZM5 190V191H4ZM199 190H201V191H199ZM183 191V192H182ZM191 191V192H190ZM196 191H197V193H196ZM207 191V192H206ZM244 191V192H243ZM250 192V193H249ZM252 192V193H251ZM196 193V194H195ZM199 194H201L200 196H199ZM203 194H204V197H203ZM209 194V197L207 196V195ZM247 194H249V195H247ZM256 194V195H255ZM196 195V196H195ZM234 195H236V196H234ZM201 196H202V198H203V200L205 199V201L203 202L202 201V198H201ZM230 196V197H229ZM195 197V198H194ZM197 197H198V199H197ZM236 197V198H235ZM239 197H241V199L239 198ZM186 200V202H185V200ZM189 198V199H188ZM201 198V199H200ZM211 200H210V199ZM231 199V200H230ZM192 200V201H191ZM199 200V201H198ZM201 200V201H200ZM210 202H209V201ZM230 200V201H229ZM189 201H191V202H189ZM206 201H207V204L209 205H207L206 204ZM216 201V202H215ZM218 201H219V205H220V203H222V202H225V203H232L233 201H235L236 202V205L235 206H232V207H228V210L226 211V214H229L230 215V213H231V215H232V217L234 216V217H236V219L233 217H231V215L228 217L227 215H226V217H225V220L223 219V221H221V222H223V224L221 223V222H217V226L219 225V224H221V225H219L220 227H221V229H219V226L217 227L215 224H213L212 223V220L217 216V211H218ZM221 201V202H220ZM180 202V203H179ZM193 202V203H192ZM262 202V203H261ZM182 203V204H181ZM187 203V204H186ZM195 203V204H194ZM203 203L204 204H206L205 205V210L204 209H202V207H203ZM247 203H248V205H247ZM179 204V205H178ZM185 204V205H184ZM181 205V206H180ZM177 206V207H176ZM189 206V207H188ZM209 207L208 209H207V207ZM249 206H253L252 207V209L250 210V208L251 207H249ZM170 207V208H169ZM197 207V208H196ZM211 207V208H210ZM238 207H239V210H237L238 209ZM158 208V209H157ZM169 208V210L167 211V209ZM176 208V209H175ZM185 208H187V209H185ZM188 208H191L192 209V211H191V209H188ZM249 208V209H248ZM178 209V210H177ZM184 209H185V211H184ZM202 209V210H201ZM207 209V210H206ZM214 209V210H213ZM155 210H157V212L155 211ZM158 210H159V212L160 213H158ZM170 210H171V212H170ZM176 210V211H175ZM188 210H190V211H188ZM235 210L238 212V214H235L234 212H235ZM244 210V211H243ZM246 210H248L247 212H246ZM257 210V211H256ZM262 210V211H261ZM150 211H148V212H150ZM155 211V212H154ZM202 211H204V212H202ZM231 211V212H230ZM173 212H174V214L177 212V214H173ZM179 212V213H178ZM191 212V213H190ZM199 213V216L200 217H198V213ZM230 212V213H229ZM236 212V213H237ZM243 212V213H242ZM156 213H158V214H156ZM172 213V214H171ZM181 213L182 214H184V215H182V216H184V217H182L181 216ZM189 213V214H188ZM197 214L196 216H195V214ZM240 213H242V214H240ZM246 213V216H244L243 214H245ZM258 215H257V214ZM165 214H167V215H165ZM254 214V215H253ZM159 215V216H158ZM162 215V216H161ZM174 215V216H173ZM240 217H239V216ZM243 217H242V216ZM163 216H165V217H163ZM167 216V217H166ZM192 216H193V218H192ZM250 216H252L251 218H250ZM256 216H258L257 217V219H252V218H256ZM176 217V219L174 220V218ZM198 218V221H197V219L196 218ZM242 217V218H241ZM249 217V218H248ZM157 218H159V223H157L156 222V219ZM180 218V219H179ZM182 218H184V219H182ZM202 218H204L203 220H202ZM229 218V219H228ZM239 218V220H237ZM241 218V219H240ZM155 219V220H154ZM163 219V220H162ZM167 219H169V221L167 220ZM182 219V220H181ZM192 219V220H191ZM228 219V220H227ZM244 219H245V221H244ZM174 220V221H173ZM177 220V221H176ZM180 220V221H179ZM241 220V221H240ZM254 220V221H253ZM164 222V224H163V222ZM166 221V222H165ZM171 221V222H170ZM237 223H236V222ZM243 221V222H242ZM252 221V222H251ZM257 221V222H256ZM148 222H149V224H148ZM151 222V223H150ZM162 222V223H161ZM209 222V223H208ZM230 222V223H229ZM231 222H232V224H231ZM233 222H235V223H233ZM172 224V223H177V224H179L181 227L180 228H175L174 226H173V224L172 225H170V224ZM196 223V224H195ZM216 223V222H215ZM224 223L226 224V223H228V224H226V226L224 225ZM164 226H163V225ZM186 224V225H185ZM202 224V225H201ZM230 224V225H229ZM235 224V225H234ZM237 224H239L240 226H238ZM154 225V226H153ZM160 225H158V226H160ZM165 225H166V227H165ZM169 225V226H168ZM213 227H212V226ZM207 226V227H206ZM222 226H224V227H222ZM236 226H238V229H237V227ZM168 227V228H167ZM172 229H171V228ZM174 227V228H173ZM191 227V228H190ZM197 227V228H196ZM211 227V228H210ZM228 227V228H227ZM235 229H234V228ZM142 228H139V229H142ZM199 229L200 230V232L199 231H194V232H190V231H192V229ZM209 228V229H208ZM233 230H232V229ZM160 231H159V230ZM165 229V230H164ZM191 229V230H190ZM193 229V230H194ZM205 229H207L208 230V232L210 233L209 235L211 236H209L208 235V232H204L205 231ZM210 229H211V231L213 232H210ZM214 229V230H213ZM216 229H218V231H215ZM227 229V230H226ZM158 230V231H157ZM155 231V232H154ZM189 233H188V232ZM220 231V232H219ZM224 232V233H221V232ZM160 232V233H159ZM182 232V233H181ZM186 232L188 233V234H186ZM198 232V235L197 234H195V233H197ZM201 232H203V233H201ZM236 232V233H235ZM174 233H175V235H174ZM181 233V234H180ZM205 233V234H204ZM165 234V235H164ZM191 234H194V235H192V237L193 238H190L191 236ZM200 234H202V235H200ZM224 234V235H223ZM144 235H145V238H144ZM151 235V236H150ZM186 235H187V237H186ZM206 236V239H205V236ZM210 237H208V236ZM213 235V236H212ZM143 236V237H142ZM158 236V237H157ZM186 238H185V237ZM197 238H196V237ZM148 237L150 238V240L148 239ZM166 237H167V239H166ZM182 237V238H181ZM195 237V238H194ZM204 237V238H203ZM208 237V238H207ZM231 237V238H230ZM233 237V238H232ZM157 238V239H156ZM161 238V239H160ZM164 239V241H163V239ZM222 238H223V240H222ZM227 238V239H226ZM236 238V239H235ZM159 239V240H158ZM184 239V240H183ZM189 239V240H188ZM192 239V240H191ZM194 239V240H193ZM201 239V240H200ZM205 239V240H204ZM232 239V240H231ZM234 239V240H233ZM253 241H252V240ZM157 240H158V242H157ZM200 240V241H199ZM203 240H204V242L206 243L207 241V243L205 244L204 242H203ZM241 241V242H239V241ZM247 240V241H246ZM136 241V242H135ZM137 241H138V243H137ZM162 242V243H159V242ZM191 241V242H190ZM192 241L194 242V243H192ZM198 241V242H197ZM234 241V242H233ZM236 241V242H235ZM246 241V242H245ZM203 242V244L201 245V243ZM232 242V243H231ZM137 243V244H136ZM150 243V244H149ZM170 243V244H169ZM175 243V244H174ZM191 244L190 246L189 245H187V244ZM247 243V244H246ZM162 244V245H161ZM180 244V245H179ZM196 244H197V246H196ZM238 244H240V245H238ZM258 244V245H257ZM150 245V246H149ZM199 245H201V246H199ZM205 245V246H204ZM227 245H229V246H227ZM244 245H247V246H244ZM153 246V247H152ZM176 246V247H175ZM190 248H189V247ZM199 246V247H198ZM232 246H233V248H234V250L232 249ZM249 246V247H248ZM256 248V249H254V250H252L254 247ZM257 246H259V247H261V248H257ZM263 246V247H262ZM151 247V248H150ZM156 249H155V248ZM192 247V248H191ZM194 247H196V248H194ZM202 247V248H201ZM244 249V248H246V249H242V248ZM253 247V248H252ZM150 248V249H149ZM174 248H175V250H174ZM195 249V251H194V249ZM199 248H201V249H199ZM230 248V249H229ZM238 250H237V249ZM251 248V249H250ZM153 249V250H152ZM192 249H193V251H194V253H193V251H192ZM196 249H197V251H196ZM231 249H232V253H229V251L231 252ZM236 249V250H235ZM252 250L251 252H250V250ZM262 249V250H261ZM147 250V252H145ZM156 250V251H155ZM185 250H187V252L185 251ZM200 250V251H199ZM248 250V251H247ZM165 251V252H164ZM185 251V252H184ZM189 251V252H188ZM191 251H192V253H191ZM234 251H235V253H234ZM237 251V252H236ZM238 251H240V252H238ZM157 254H156V253ZM162 252H164V253H162ZM174 252V253H173ZM181 252L182 253H184V254H182L183 256L184 255H186V256H184L185 257V259H184V261L185 260H187L188 259V261H183V259H181L183 256H181ZM195 252H197V253H195ZM247 252V254L246 255H248V258L246 257V255H244L245 253ZM155 253V254H154ZM170 253V254H169ZM252 253V254H251ZM231 254V255H230ZM243 254V255H242ZM146 255V256H145ZM159 255V256H158ZM161 255V256H160ZM195 255V256H194ZM233 255V256H232ZM249 255H250V257H249ZM253 255H257V256H253ZM259 255L262 257V258H260L259 257ZM191 256V257H190ZM242 256V257H241ZM251 256H252V258H251ZM190 257V258H189ZM198 257V258H197ZM213 257V256H212ZM244 257V258H243ZM146 258V259H145ZM156 258V259H155ZM164 258V259H163ZM177 258H178V261H179V259H180V262H177V261H175V260H177ZM255 258H260V260H258V259H255ZM153 259V260H152ZM156 261H155V260ZM158 259V260H157ZM215 259H218V258H214V260ZM246 259V260H245ZM192 260H195V261H192ZM220 260H221V258H220ZM250 260V261H249ZM255 260H257V261H255ZM147 261V262H146ZM165 261V262H164ZM216 261V260H215ZM217 261H219V260H217ZM242 261V262H241ZM246 261V262H245ZM253 261V262H252ZM258 261H261L260 263H258ZM164 262V263H163ZM187 262H189V263H187ZM247 262H249V263H247ZM252 262V263H251Z\"/></svg>","mask_w":264,"mask_h":264}]
</instances>
